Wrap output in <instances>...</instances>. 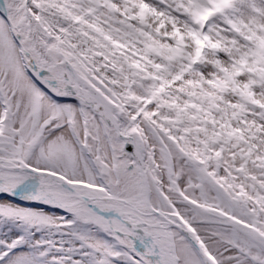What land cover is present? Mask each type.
<instances>
[{
    "label": "snow or ice",
    "instance_id": "6c2138e0",
    "mask_svg": "<svg viewBox=\"0 0 264 264\" xmlns=\"http://www.w3.org/2000/svg\"><path fill=\"white\" fill-rule=\"evenodd\" d=\"M0 264H264V0H0Z\"/></svg>",
    "mask_w": 264,
    "mask_h": 264
}]
</instances>
